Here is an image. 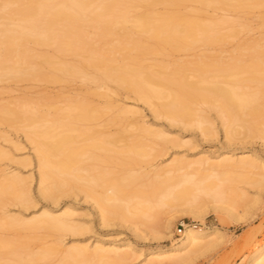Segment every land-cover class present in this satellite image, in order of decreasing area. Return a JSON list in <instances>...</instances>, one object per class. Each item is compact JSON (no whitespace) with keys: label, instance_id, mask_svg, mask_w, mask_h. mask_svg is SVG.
Returning a JSON list of instances; mask_svg holds the SVG:
<instances>
[{"label":"bare ground","instance_id":"1","mask_svg":"<svg viewBox=\"0 0 264 264\" xmlns=\"http://www.w3.org/2000/svg\"><path fill=\"white\" fill-rule=\"evenodd\" d=\"M1 1L3 3L0 5V17L3 18L2 14L17 15L19 19L12 20L11 23L9 22V27L17 30L25 40L32 41L37 46L47 45L50 48L52 47L59 56L80 55L83 61H81L82 65L79 66L62 59H54L52 56L46 54L42 55L44 58L43 64L39 65L27 62L28 64L24 68L17 63L18 52H15L13 49L14 41L11 32L6 30L2 33L6 44V54L0 56V70L8 72L13 69L17 72V76L15 77L23 80L48 79L56 81L57 78L50 75L49 72H58L62 75H80L86 81L95 84L92 97L89 94H87L88 97L86 94L84 95L85 98L81 97L79 103H83V105L77 103V99H73V96L69 97L68 101L70 100L73 103L69 102L67 112H70L67 114V121L65 123L62 121V124L59 123V125L56 124L57 126L55 125V128L52 129L54 132L47 126V120L43 121L44 118L41 114L37 113L36 119L32 118L33 121H31L29 116H26L27 114L18 115V119H21L24 124L23 131H25L27 137L35 146L34 150L38 156L40 171L38 192L44 198L56 202L59 196L78 190L84 193L87 199L91 198L94 200L100 219L104 224L111 223L114 220L113 216L120 217L123 214L131 212L132 218L141 217L145 220L146 216L147 221L152 220L153 222L155 217L154 213H152V211H155L153 209L157 208L158 210L159 206L162 208V206L182 202L190 206L188 209L191 215L202 217L200 209L203 206L201 202L207 198H211L215 203L219 198L221 201L224 195H226L224 194L226 188H221V183H213L214 177L211 180L212 172H209L211 171L209 169L215 168V172L216 168L228 170V168L234 167L235 169L241 168L245 171L247 169L250 171L251 168H254L264 173V162L258 159V156L254 157L250 152H240L237 158H234V155H231L229 152L223 153L217 156L215 160L210 156L200 157V159L197 158L196 160L186 159V157H184L185 159L176 158L172 160L171 164L169 163V165H165L163 168L156 167V170L153 169L154 174L152 172V177H149V172L153 171L152 169L149 172H145L144 170L141 171V168L138 171L135 170V173L133 170L129 172L126 170L127 173L124 175L115 177L111 174H105L106 172L104 174L101 172L100 174L95 169L88 168L87 166L82 167L84 165L82 163L86 161V155H88L87 159L94 158V156L88 153L94 150L104 151L108 154H121L136 162L153 156V151H156L155 148L159 151L161 148L163 151L164 146L162 145L166 141H169V138L164 135L163 130L154 131L146 127L145 124L133 125L132 128L135 131L137 129L136 132L139 131V135L136 133L138 136L135 134L138 138L133 135L132 142L124 150L114 149L111 146V136L109 137V141L106 139V136L108 137V130H110L108 126L114 123L116 126L120 125L122 128L119 127V129L121 128V130H124V128L127 130V127L122 121L123 118L121 116L110 117L108 115L112 108L109 105L108 96L106 92L98 91L105 89L110 82L125 84L132 88L140 101L145 104L154 105L153 112L157 116L164 117L173 123L187 126L194 125L204 136H208L212 130L209 122L211 120L208 119L207 115V112H209L207 109L210 108L215 110L219 114L218 116L222 118L226 138L232 140L235 136L241 134V132L248 133L252 131H257L258 134L264 135L263 130L259 128L255 130L252 127V123H257L259 119L264 118V108L259 104V101L264 98V94H262L264 93V87L259 86L260 84L257 83V87L261 88H255L250 83L249 85L247 83V80L249 82L253 80V82L258 81L261 83L264 81L263 78L257 75L261 73L264 76V43L262 44L259 41L261 35L255 37L249 31L245 33V36H241V29L235 27V25L239 27L245 25L246 21L248 22L245 16L239 15L242 12L239 11L240 8L251 10L263 6L264 0H165L167 3L176 6H180L188 1L201 3L208 7L213 6L214 13L226 11L227 13L222 15L224 19L220 23H213V16H207L211 20L206 22H200L192 18L181 22H171V20L177 18L176 13L153 17L135 14L136 16L132 17V20H129L128 2H136L138 0ZM141 1H145L148 5L155 3V0ZM1 22L2 20H0V26L3 25V22ZM127 22H132L133 27L140 34L160 39L163 44L175 49H180L181 46L186 44L201 42L195 53L189 55L191 57L190 68L170 72L165 68L157 69L152 66H117L112 62L105 61L103 58H98L88 41L89 36L84 34L81 25L90 26L99 24L106 31H110L114 24H126ZM221 24L230 25V29L225 32L217 29ZM0 29L2 30L1 27ZM227 41L230 42L226 43ZM137 47L144 53L148 50V48L140 47L139 44H137ZM21 53H23V56L25 54L32 55L28 49H22ZM89 68H96L97 72L95 76L87 78L90 75L88 72ZM244 72L249 73L251 77L240 79L239 75ZM190 76L195 79H191ZM170 86H173V89ZM119 112H122V109ZM123 112L129 113L131 111L126 109ZM115 118H120L121 120L115 122ZM99 120H102L100 121V123L102 122L101 124L98 123ZM247 122L249 125H247ZM93 123L95 125L99 124L96 127L97 130L99 129V132L97 131L98 135L100 131L103 132L108 129L107 133L105 131L106 136H104V132L103 134L101 133L105 140L102 139L101 135L100 139L102 140L99 137L97 139L92 138L94 135L98 136L95 129L93 130ZM127 124L131 125L130 122H127ZM74 125L76 127L79 125L78 127L81 129L84 127L83 129L86 131L82 129V132L79 128H75ZM75 130L79 132L77 135L73 133ZM122 132L120 131V133ZM82 133L85 135L84 141L91 142L94 140L93 143L91 142V145H89V142L85 145L86 142L83 143L84 146H80L79 141L83 142ZM89 133L91 134L89 135ZM78 136L80 137L78 138ZM86 136L88 139H86ZM81 138L82 140H80ZM73 142H78L77 145L79 144V147L72 144ZM88 145L90 148H88ZM153 145L156 147L152 148ZM85 146H88V150ZM80 147H84L87 151H84V148L81 149ZM3 153L0 151V157L5 156ZM83 155H85V160L80 159ZM207 169L209 170L207 173L210 175H205ZM190 171H194L192 172L193 175L199 176V180H194L190 177ZM224 173L226 174V172ZM10 175L9 177L5 176V180L1 182V190L8 194L11 201L15 204H31L32 195L30 188L22 184L24 179L18 174ZM139 178H143L146 183L140 186L134 185V182ZM103 186L106 188L103 190V193L101 191V194H96V187ZM147 191L153 198L151 199L153 203L151 200H147L151 198L150 196H145L149 194ZM148 204L152 207H157L149 208L150 211L152 210L149 212ZM199 206L202 207L200 208ZM135 210L138 213L134 214ZM72 211H74L72 207H64L60 214H54L52 210L44 209L40 214L28 219L11 216L5 218L6 220L1 229H44L49 233L57 231L60 236V238L58 236V239L60 240L61 233L63 232L67 231L68 233L75 234L79 231L82 232L79 225L77 226L74 223ZM146 211L150 215H153L151 216L152 219L148 218L150 216L147 215ZM164 221L162 231H160L161 229L157 231L153 229L155 232H150L151 234L146 233L145 235L139 234L140 237L149 236L151 239H157V237L168 236L167 233H172V219L169 217V219L167 218ZM218 233L219 230L217 228L185 224V233L181 241L177 243L172 242L166 247L144 252L146 261L149 263L168 261L170 262L169 264H182L197 248L198 251L200 247L206 244L209 246V243L214 240ZM57 240L54 242L59 244L62 239L58 240L59 242ZM49 246L42 248L44 257H50L54 250L55 252L58 250L55 245L57 249ZM93 249L97 254L110 255L109 261L111 259L115 263L120 264H127V261L132 257L131 255L141 252L129 241L121 244L111 242L108 247L103 242L96 241ZM81 250L83 251L84 249ZM141 255H143V251ZM69 258L73 264H76L75 260H73L75 258L70 256ZM66 260H61L58 263L66 264L70 261ZM250 262L252 264H264V247L255 253ZM0 264L17 263L7 261L0 262Z\"/></svg>","mask_w":264,"mask_h":264},{"label":"rangeland","instance_id":"2","mask_svg":"<svg viewBox=\"0 0 264 264\" xmlns=\"http://www.w3.org/2000/svg\"><path fill=\"white\" fill-rule=\"evenodd\" d=\"M2 3L3 2L0 0V5ZM127 9L129 11V20H132V17L136 15H149L153 17L156 15L166 16L176 13L177 18L171 20V22H181L188 18L206 22L211 20L207 18V16H213V23H220L221 20L224 19L222 15L227 13L226 11L214 13L213 6L208 7L204 4L192 1L184 2L180 6L167 3L165 0H155L153 5H148L145 1L141 0L136 2L129 1ZM239 11H242L239 15L245 16L248 19V22L246 21L244 23L245 25L239 26L240 28L234 24L237 29H241V36H245L246 32L251 31L252 35L254 34L255 37L261 35V38L259 37L261 40L259 39V41L263 44L264 5L251 10L248 8H240ZM2 15L3 18L0 17V20L3 22V25L0 26L2 28V30L0 29V56L6 54V44L2 33L7 30L11 32L14 41L13 49L15 52H18L17 63L24 68L28 64L27 62L39 65L43 64L44 58L42 55L46 54L52 56L54 59H62L75 65H82L81 61H83V58L80 55L59 56L52 47L50 48L47 45L37 46L32 41L25 40L17 30L9 27V22L11 23L12 20H18L19 17L15 14ZM81 26L84 34L89 36L88 41L93 51L96 52L95 55L117 66H152L157 69L165 68L170 72L188 69L191 66V57L189 55L195 53L196 49H198L197 47L201 45V42H197L183 45L180 49H175L163 44L160 39H154L140 34L139 31L133 27L132 22L114 24L110 31H106L99 26V24ZM229 26L230 25L227 26V24H221L217 29H221L225 32L230 29ZM229 42L230 41H227L226 43ZM137 44H139L140 47L148 48V50L145 51V53L141 52ZM22 49H28L32 55L29 56L25 54L23 56V53H21ZM88 72L90 75H88L87 78H90L96 75L97 70L96 68H89ZM16 74L17 72L13 69L8 72L0 70V151L5 154V156L0 157V184L6 177H9L10 174H18L24 179L22 184L30 188L32 202L26 205L15 204L11 201L10 196L0 188V262L10 261L17 264H47L49 262V264H60L58 262L61 260L67 259L66 261H69L70 256L75 258L73 260H75L76 264H120L117 262L115 263L111 259L109 261V258H111L110 255L103 253L97 254L93 248L96 241L103 242L106 247H108L111 242L121 244L129 241L136 249L141 250V252L131 255L132 257L127 261V264H169L170 262L168 261L149 263L146 261L144 252L166 247L172 242L177 243L181 241L185 229L182 233H179V228L185 226V224H194L198 227L204 225V227L217 228L219 233L215 236L214 240L209 243V246L206 244L200 247L198 251L197 248V252H193V254H191L192 256L189 255L190 257L182 264H252L250 262L251 258L260 248L264 247L263 171L254 168H251L252 170L250 169V171H248V169L245 171L241 168L235 169L234 167H230L228 170L222 168H219V170L216 168L217 171L215 170V172V168L209 169L211 171L207 169L205 175H210L207 173L208 171L212 172L211 180L214 177L213 183H221V188H226L225 190L227 193L224 191L226 195H224L221 201L219 198L215 203L211 198H204L207 202H201L203 206H199L200 208L202 207L200 209L201 211L196 208L198 211L202 212V217H194L191 215L188 209L190 206H188L187 203V205L184 204L185 202L174 205L169 204L170 206H162V208L159 206L158 210L155 208L157 206L152 207L149 203L148 209L151 207L155 208L153 209L155 211L151 210L155 215L153 222L152 220L147 221L146 216L145 220L141 217L142 220L140 218H132L131 212L126 213L127 215L123 214L120 217L115 216L116 218L113 216L114 220L111 221V223L104 224L100 219L94 200L91 198L87 199L85 194L78 190L59 196L56 202L48 200L40 195L38 192L40 179L38 156L34 150V144L29 140L25 131H23V122L21 119H18V115L27 114L26 116H29L31 121H33L32 118H35L37 113L41 114L44 118L43 121L46 119L47 126L53 131L52 129L55 128L56 124L59 125V123L62 124V121L64 123L67 121V114L70 112H67L68 105L69 102L73 103L70 100L68 101V99H70L69 97L73 96V99L78 100H76L77 103L81 101L82 96L85 98V94L87 97V94L92 97L95 84L86 81V79L80 75H62L58 72H49L50 75L57 78L56 81L48 79H17L15 77L17 76ZM260 74L261 73L257 74L258 77L264 79V76ZM249 77H251V75L247 72L239 75L240 79H247ZM190 78L195 79L192 76H190ZM247 83L248 85L250 83V85L255 88L257 87V83L260 84L259 86L264 87V81L261 83L258 81L253 82V80L249 82V80H247ZM91 88L92 90H90ZM170 88L173 89V86H170ZM98 91L106 92L108 96L109 105L112 106L108 115L110 117L121 116V118H123L122 121L127 127V130L124 128L126 133L122 132L124 130H121L122 127L120 125L116 126L114 123L111 124V126L109 125V128L107 127L110 130L104 129L106 133L108 130L110 135L107 133V137L105 131H103L104 136L108 139L107 141H109V137L111 136L110 139L113 144H111V146L114 147V149H126L127 145L132 142L133 135L136 133L139 135V131L136 132L137 129L135 131L132 128L133 125L145 124L146 127L154 131L163 130L165 133L164 135L169 138V141H166V143L162 145L164 146L163 151L161 148L160 151L155 148L156 151L151 150L154 152L152 154L153 156L136 162L131 161L121 154H108L104 151L94 150L93 152H88L94 156V158L87 159L88 155H86V161L82 163V165L84 164L82 167L87 166L88 168L95 169L96 172L100 174L101 172H103L102 174L106 172L105 174H111L116 177L127 173L126 170H128V172L133 170L135 173V170L138 171L141 168V171L144 170L145 172H149L150 169L156 170V167L163 168V166H167L169 163L171 164L172 160L176 158L183 159L186 157V159L196 160L197 158L200 159V157L210 156L215 160L217 156L228 152L234 155V158H237L240 152H250L254 157L258 156L257 158L264 162V135L258 134L257 131H252L248 133L241 132V134L233 138L235 140L226 138V134L224 133L225 129H223L221 120L222 118L211 108L207 109L209 111L207 115L209 117L208 119L211 120L209 122L212 133L210 132L211 134L209 133L208 136H204L194 125L187 126L173 123L164 117L157 116L153 112L154 105L145 104L140 101L134 90L125 84L110 82L105 89ZM259 102L258 103L264 108V98ZM79 104L83 105V103ZM120 109H122V112H119ZM126 109L131 112L124 113L123 111ZM119 120L121 119H114L115 122ZM100 121L102 120H99L98 123H100ZM127 122H130L132 126L127 124ZM93 124V130L95 129V132H97L99 129L97 130L96 127L99 124ZM247 125H249V123ZM78 126H75V128H79V130L82 131L84 127L81 126L83 127L81 129ZM119 127L121 128L119 129ZM252 127L255 130L259 128L264 131V118L259 119L257 123H252ZM83 130L86 131L85 129ZM120 131L122 133H120ZM98 132L96 133L97 135ZM103 132L100 131L98 136H91L94 139L98 137L100 139V135L102 137ZM73 133L77 135L79 132L75 130ZM90 134L91 133H89V135ZM82 135L83 142L79 141L80 146H84L83 143L86 142L85 145H87L89 142L86 140L84 141L85 135L83 133L81 136ZM79 137L80 136H78V138ZM103 137L102 139L105 140ZM86 139H88L87 136ZM80 140H82V138ZM93 141L94 140L91 142L93 143ZM172 141L175 142L173 143ZM91 142H89V145H91ZM97 142L99 141L97 140ZM77 143L78 142H73L72 144L79 147ZM88 146H85L86 149ZM153 147L156 146L153 145L152 148ZM88 148H90V146ZM86 149L84 148L83 150L85 151ZM84 156L85 155H83V157L81 156L80 159L83 160ZM154 170L149 172V177H152V172L154 174ZM221 170L223 171L219 172ZM192 172L194 171H190V177L194 180H199V176L193 175ZM218 172L219 174H217ZM224 172H226V174ZM144 183H146V181L143 178H139L134 182V185L140 186ZM104 186L96 187V194H101V191L103 193V190L107 188V186H105L106 188ZM147 190L149 191V189ZM148 191L147 193H149ZM145 196H150V193ZM151 199L153 198L151 197L147 200ZM203 203H205L206 206H204L205 204ZM177 205L179 206L176 207ZM64 207H72L74 209L71 213L73 214L74 223L77 226L79 225L81 228L80 230H82V232L79 231L81 234L79 232L75 234L66 231L65 233H61L62 240L60 239V241L57 231L49 233L44 229H1L6 220L5 218L14 216L28 219L40 214L44 209L52 210L54 214H60ZM151 211L149 209V212ZM135 213H138L137 210H135L134 214ZM147 215L150 216H147L149 219L153 216L148 212ZM169 217L172 219L171 234L167 233L168 236H161L162 238L157 237V239H151L149 236H143L145 238L140 237L139 234L145 235L146 233L149 234L150 232L152 233L160 229V231H162L164 220H167V218L169 219ZM154 224L157 226H154ZM57 239L61 242L59 243L60 245L54 242ZM53 244L58 250L56 252L54 250L50 257H44L42 248L49 245L55 247ZM81 249L84 250L82 251ZM142 251L143 255H141ZM70 263L73 264L71 260L66 264Z\"/></svg>","mask_w":264,"mask_h":264},{"label":"built area","instance_id":"3","mask_svg":"<svg viewBox=\"0 0 264 264\" xmlns=\"http://www.w3.org/2000/svg\"><path fill=\"white\" fill-rule=\"evenodd\" d=\"M184 229H185V226H182L181 228H179V233H182Z\"/></svg>","mask_w":264,"mask_h":264}]
</instances>
